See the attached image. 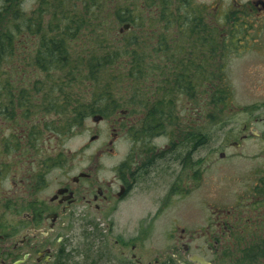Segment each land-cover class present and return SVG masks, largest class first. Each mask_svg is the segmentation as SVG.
Instances as JSON below:
<instances>
[{
	"label": "flooded vegetation",
	"instance_id": "flooded-vegetation-1",
	"mask_svg": "<svg viewBox=\"0 0 264 264\" xmlns=\"http://www.w3.org/2000/svg\"><path fill=\"white\" fill-rule=\"evenodd\" d=\"M193 6L215 32L218 53L171 57L174 87L187 71V95L177 94L167 110L144 97L135 100L137 107L119 110L117 120L108 104L89 116L111 130L109 141L93 146L96 134L78 149L67 148L60 142L62 115L0 108V264H108V241L90 240L87 219L110 218L120 203L133 207L137 198L149 204L145 216L154 221L171 215L169 240L185 262L177 252L170 256L179 264H199L191 258L264 264V0ZM127 24L125 33L132 30ZM155 61L160 67L167 62ZM241 67L251 97L246 107L236 104L232 78ZM210 90L219 96L217 114L209 110ZM238 116L209 155L208 122L215 119L224 129ZM167 117L175 122L169 130L149 129ZM120 139L128 144L120 161L108 166ZM143 238L115 241L119 258L152 264L145 263Z\"/></svg>",
	"mask_w": 264,
	"mask_h": 264
},
{
	"label": "trees",
	"instance_id": "trees-1",
	"mask_svg": "<svg viewBox=\"0 0 264 264\" xmlns=\"http://www.w3.org/2000/svg\"><path fill=\"white\" fill-rule=\"evenodd\" d=\"M78 1L38 0L29 14L22 0H0V108L60 114L65 135L107 104L109 116L144 97L167 110L187 95V71L174 87L171 57L218 53L215 32L191 0H82V7ZM110 21L132 30L105 35L101 28ZM160 57L167 61L162 67ZM209 92V110L217 114L219 96ZM174 123L156 119L149 129L166 131Z\"/></svg>",
	"mask_w": 264,
	"mask_h": 264
},
{
	"label": "rangeland",
	"instance_id": "rangeland-1",
	"mask_svg": "<svg viewBox=\"0 0 264 264\" xmlns=\"http://www.w3.org/2000/svg\"><path fill=\"white\" fill-rule=\"evenodd\" d=\"M196 6H200L203 3L210 4L213 0H191ZM38 0H22V8L26 13H33L38 6ZM79 7H82V0L78 1ZM1 5V3H0ZM114 5V2H113ZM183 13V10L181 11ZM93 28H98L100 25L93 24ZM121 25L114 21H110L108 26L102 27L101 32L105 35L117 34ZM110 31V32H109ZM114 32V33H113ZM28 69H31L28 67ZM232 78L236 79L235 82L237 87V100L236 104L241 107H246L250 104L249 91L244 88L246 75L244 70L239 69L234 71ZM77 94L83 93V90L76 88L74 91ZM86 95V93H84ZM119 117V116H118ZM117 115L112 116V120H117ZM50 118V117H49ZM240 116L236 117L233 121L228 122L226 128L223 129L222 126L218 125L216 122H208V152L209 155L216 150L218 146V141L222 136V130H229L238 124ZM99 135V142L95 143L93 146H99L104 141H109L111 139V130H107L105 124L96 125L89 117L80 127L75 128L73 131L67 135H62L60 140L61 144L67 148L78 149V147L89 143L90 138L93 135ZM54 143V142H53ZM128 143L120 139L117 143L116 151L117 158L108 160V166L113 163L120 161L122 152ZM216 157V156H215ZM216 164L209 168V176H216ZM133 207H130L126 202L120 203L118 205V211L110 218L107 219H87L89 221V226L86 225L85 231L88 233L90 240H93L97 245L101 242L108 241V264H130L128 261H124L119 258L118 246L115 245V241H128L133 239L138 235L144 236V241L142 242V254L145 257V263L154 264L155 260H160L159 264H179L175 260H172L171 253L177 252L180 262H185V258L181 254L182 249H173L174 244L169 240L173 236V231L171 228V215L162 216L159 219H154L152 217L145 216V211L149 204L146 201L137 198L135 203H131ZM108 225V234L104 232ZM106 227V228H105ZM195 252V250H191Z\"/></svg>",
	"mask_w": 264,
	"mask_h": 264
},
{
	"label": "water",
	"instance_id": "water-1",
	"mask_svg": "<svg viewBox=\"0 0 264 264\" xmlns=\"http://www.w3.org/2000/svg\"><path fill=\"white\" fill-rule=\"evenodd\" d=\"M130 28V25L129 24H127V25H124V26H122L120 29H119V32L120 33H124L125 31H127L128 29ZM101 117H94V121L95 122H97V121H99V119H100ZM92 139H94V138H92ZM197 257V256H196ZM191 260L192 261H196V262H198L199 264H205V262H204V260L202 259V258H191Z\"/></svg>",
	"mask_w": 264,
	"mask_h": 264
}]
</instances>
